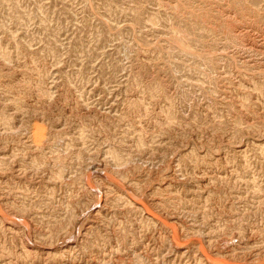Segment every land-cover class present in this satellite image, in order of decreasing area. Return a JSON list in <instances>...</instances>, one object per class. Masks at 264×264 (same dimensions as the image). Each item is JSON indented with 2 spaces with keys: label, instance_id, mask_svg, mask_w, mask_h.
<instances>
[{
  "label": "rangeland",
  "instance_id": "374dc122",
  "mask_svg": "<svg viewBox=\"0 0 264 264\" xmlns=\"http://www.w3.org/2000/svg\"><path fill=\"white\" fill-rule=\"evenodd\" d=\"M0 264H264V0H0Z\"/></svg>",
  "mask_w": 264,
  "mask_h": 264
},
{
  "label": "bare ground",
  "instance_id": "6f19581e",
  "mask_svg": "<svg viewBox=\"0 0 264 264\" xmlns=\"http://www.w3.org/2000/svg\"><path fill=\"white\" fill-rule=\"evenodd\" d=\"M244 56V55H243ZM252 60V59H251ZM255 60V59H254ZM250 61V60H249ZM7 217V216H6Z\"/></svg>",
  "mask_w": 264,
  "mask_h": 264
}]
</instances>
